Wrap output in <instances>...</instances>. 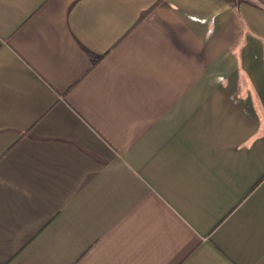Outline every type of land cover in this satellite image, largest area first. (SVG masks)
I'll return each instance as SVG.
<instances>
[{"label":"crops","instance_id":"1","mask_svg":"<svg viewBox=\"0 0 264 264\" xmlns=\"http://www.w3.org/2000/svg\"><path fill=\"white\" fill-rule=\"evenodd\" d=\"M0 264H264V0H0Z\"/></svg>","mask_w":264,"mask_h":264}]
</instances>
